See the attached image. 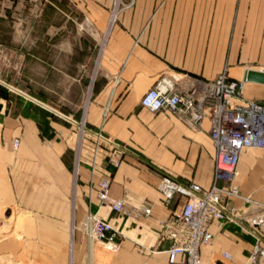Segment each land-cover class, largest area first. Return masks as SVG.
I'll list each match as a JSON object with an SVG mask.
<instances>
[{"label": "crops", "instance_id": "crops-1", "mask_svg": "<svg viewBox=\"0 0 264 264\" xmlns=\"http://www.w3.org/2000/svg\"><path fill=\"white\" fill-rule=\"evenodd\" d=\"M247 68L264 70V0H0V204L27 199L38 214L68 215L63 203L72 197V264H178L159 228L183 201L165 202L159 181L169 172L212 184L211 121L192 126L170 110L142 106L141 97L162 73L188 88L228 69L243 80L246 97L264 103V82L244 79ZM72 101L84 103L82 111L72 113ZM62 111L88 126L87 142H71L79 129L61 120ZM115 148L122 150L118 164L110 159ZM262 148L241 154L231 185L244 196L264 192ZM104 176L112 196L126 199L123 211L101 202ZM229 199L240 210L249 205L242 196ZM90 209L113 223V241L88 238L82 222ZM54 218L38 228L53 247V231L71 223ZM211 229L201 264H243L254 231L264 234L247 221L214 220ZM65 245L38 257L67 264Z\"/></svg>", "mask_w": 264, "mask_h": 264}, {"label": "built area", "instance_id": "built-area-1", "mask_svg": "<svg viewBox=\"0 0 264 264\" xmlns=\"http://www.w3.org/2000/svg\"><path fill=\"white\" fill-rule=\"evenodd\" d=\"M243 84V80L233 78L228 69L214 78H198L188 88L181 87L175 75L162 73L141 97L142 106L153 112L170 110L192 126H199L204 118H209L210 135L216 146L215 175L210 186L180 179L169 172L161 174L158 187L162 199L167 203L183 201L181 210H174L160 222V234L171 240L167 250L172 262L201 264V246L213 238L211 226L214 220L247 221L264 226V211L243 213L229 199L240 195L239 188L231 184L237 175L243 150L264 147V103L246 97ZM12 143L18 148L20 137ZM95 156L96 152L94 161ZM121 158L122 150L115 148L111 162L118 164ZM110 189L111 178L102 177L98 188L101 202L123 211L126 199L112 196ZM142 209L151 212L150 206L142 205ZM82 223L90 239L113 241L117 236L113 223L91 209ZM254 232L256 241L243 264L264 263V234ZM223 254L231 256L229 251Z\"/></svg>", "mask_w": 264, "mask_h": 264}, {"label": "rangeland", "instance_id": "rangeland-1", "mask_svg": "<svg viewBox=\"0 0 264 264\" xmlns=\"http://www.w3.org/2000/svg\"><path fill=\"white\" fill-rule=\"evenodd\" d=\"M242 90L245 93L244 84L242 86ZM72 91V98H75L76 94L74 89ZM83 104L84 103L82 102L78 104L72 101L70 104L72 113H75L76 111H82ZM62 112H59L61 114V120H65V117L68 119L67 121L70 124L72 123L79 129L78 134H73V139L71 138V142L73 141L74 144L78 142H80V144L82 142H87L88 139H90V135H88V126L82 122L81 119L76 118V116L72 117L73 115L69 116ZM69 132L72 134L71 129H69ZM94 137L99 141L103 139L102 137L98 136V134H95ZM250 150L253 153H256V150L260 151L261 153L263 148H250ZM72 154V151H67L66 153V159L70 163H72ZM239 175L240 174L237 168V175L234 180H236ZM247 179V177L246 179H242L245 185L247 187L253 186L254 184L250 183L248 181L249 179ZM70 184L72 186V175ZM29 186H31L30 183ZM257 186H259V183L256 185V187ZM261 188L262 187L259 189L261 190ZM261 192L262 190L260 191V198H255L249 195L244 196L240 193L238 196L245 197L249 201V205L245 206L240 211L247 214L264 211V192H262L263 194H261ZM63 204L67 207L68 215L60 214L52 216L38 214L34 211H37L38 209L37 204H33L31 200L28 201L27 199L15 200L12 204H0V264H46V262L43 261V258L38 257V250L41 251V255L44 250H57L58 245L61 244L63 239L66 240L65 248L68 258L67 264H72V197L67 199ZM53 217H55V221H60L59 219L62 217H67L68 220L71 221L66 230L60 229L58 231H53V235L55 234L58 240L56 242L57 246L54 247L53 244H55V241H48L49 237H47V234L49 232L39 231L38 229L41 226H47L46 223L49 222L50 218L53 219Z\"/></svg>", "mask_w": 264, "mask_h": 264}, {"label": "water", "instance_id": "water-1", "mask_svg": "<svg viewBox=\"0 0 264 264\" xmlns=\"http://www.w3.org/2000/svg\"><path fill=\"white\" fill-rule=\"evenodd\" d=\"M244 79L264 82V70L257 68H247Z\"/></svg>", "mask_w": 264, "mask_h": 264}, {"label": "bare ground", "instance_id": "bare-ground-1", "mask_svg": "<svg viewBox=\"0 0 264 264\" xmlns=\"http://www.w3.org/2000/svg\"><path fill=\"white\" fill-rule=\"evenodd\" d=\"M252 148H254V147H252Z\"/></svg>", "mask_w": 264, "mask_h": 264}]
</instances>
